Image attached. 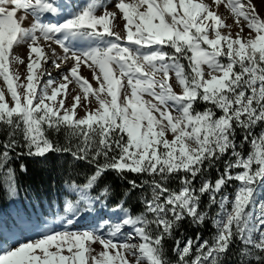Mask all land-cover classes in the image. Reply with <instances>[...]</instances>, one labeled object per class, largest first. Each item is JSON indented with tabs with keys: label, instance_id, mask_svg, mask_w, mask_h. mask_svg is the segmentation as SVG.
<instances>
[{
	"label": "snow or ice",
	"instance_id": "obj_1",
	"mask_svg": "<svg viewBox=\"0 0 264 264\" xmlns=\"http://www.w3.org/2000/svg\"><path fill=\"white\" fill-rule=\"evenodd\" d=\"M49 154H68L93 171L83 184L67 183L75 198L61 205L66 227L26 240L5 238L0 228V264H225L233 254L239 264H264L257 3L0 0V172L8 198L19 195L12 161ZM109 171L130 185L126 196L148 192L142 212L121 201L112 211L123 216L113 222L97 207L112 195L100 186ZM92 214V226L76 228ZM185 221L210 222L215 231L185 240Z\"/></svg>",
	"mask_w": 264,
	"mask_h": 264
},
{
	"label": "trees",
	"instance_id": "obj_2",
	"mask_svg": "<svg viewBox=\"0 0 264 264\" xmlns=\"http://www.w3.org/2000/svg\"><path fill=\"white\" fill-rule=\"evenodd\" d=\"M198 107L202 110L204 105L200 104ZM60 139L63 142V135L60 136ZM21 163L27 165V172L20 171ZM11 166L15 169L16 180L21 194L46 201L53 198L54 189L63 188L68 182L73 180L78 184H83L86 182V177L93 171L91 165L82 161H76L68 154H49L47 159L23 157L19 160L14 159ZM210 175L213 179L216 178L215 169L211 170ZM128 179H137V177L129 174ZM6 180V173L0 172V199L6 196ZM105 184L110 185L113 192L107 200L103 201L100 207L112 210L118 203L123 201L125 207L134 215L144 210L143 198L145 195H148L146 190L137 189L126 196L125 193L130 188V185L111 171L105 173L100 181L101 187ZM228 191L231 192L232 189L229 188ZM92 194L98 195L99 192L94 190ZM181 230L184 233L185 240L188 236L195 238L197 232L202 234V238H208L214 232L210 222L203 227H193L189 222L185 221L182 224ZM176 235L179 236L180 233L177 232ZM173 246V240L166 241L168 256L174 260L176 257L171 251Z\"/></svg>",
	"mask_w": 264,
	"mask_h": 264
},
{
	"label": "rangeland",
	"instance_id": "obj_3",
	"mask_svg": "<svg viewBox=\"0 0 264 264\" xmlns=\"http://www.w3.org/2000/svg\"><path fill=\"white\" fill-rule=\"evenodd\" d=\"M73 2L82 5L83 3H85V0H73ZM110 3H114V0H110ZM258 11H260L259 8ZM261 14L263 13L261 12ZM49 18L52 22H55V20H52L53 17ZM230 22L232 23L233 21L231 20ZM79 43L82 47L80 46V48L78 49L87 47L86 41H79ZM171 186L175 188L177 187V184L173 183ZM53 191V198L49 201L40 200L36 197L27 195L23 196L20 191L18 197H16L15 199H10L5 194L6 196L0 199V228H2L5 238L9 237L10 233L14 232L18 233L22 239L24 236L29 237L30 233L32 234L34 232L41 231L43 228H46L49 223L54 224L55 230H61L63 227H65L62 220L64 212L62 211L61 205L64 203L65 199H74L75 194L69 193L67 185L63 188H56ZM97 207L100 208L107 217L109 211L106 208L103 209L102 207H100V205H97ZM215 210L216 209H214L213 211ZM113 213L114 215L123 216L122 212ZM18 216H22L27 223L18 226L16 223ZM96 219L98 218L95 217V214L87 215L83 219L79 220L76 228L83 230L89 226H92L96 222ZM112 221L117 222V220L115 219H113ZM24 226H29L31 229L26 232L23 228ZM128 230L129 229H125V231ZM36 237L37 236H35L34 238ZM237 251L238 249H232L233 253H236ZM235 261L236 263H234ZM225 264H239V261L237 260L236 255L233 254L229 256Z\"/></svg>",
	"mask_w": 264,
	"mask_h": 264
},
{
	"label": "bare ground",
	"instance_id": "obj_4",
	"mask_svg": "<svg viewBox=\"0 0 264 264\" xmlns=\"http://www.w3.org/2000/svg\"><path fill=\"white\" fill-rule=\"evenodd\" d=\"M255 1V3H257V5H258V8H259V10L264 14V5H260V3H259V0H254ZM221 12H225L226 10L223 8V6H221ZM56 18L55 17H53L52 18V20H55ZM49 20H50V18H49ZM231 21V19H229L227 22L228 23H231L230 22ZM233 30H235V29H233ZM74 46L76 47V48H80V46H81V44L79 43V41H74ZM86 46V45H85ZM82 47V46H81ZM17 51L19 52V54L20 55H26V53H27V49H26V47H24V46H21L19 49H17ZM64 70L63 69H61V72H63ZM81 72H82V75H84V76H86V77H89V78H91V72L89 71V70H87V69H81ZM53 75L54 76H56L57 78H58V73H56V72H53ZM71 87V86H70ZM81 115H83V113H80ZM107 217L108 218H111L112 220L113 219H115V220H117V222H118V220H119V218L121 217V216H119V215H114V213L112 212V211H109L108 212V214H107ZM24 229H25V231L27 232V231H29L31 228L29 227V226H24L23 227ZM49 229H54V224L53 223H49L48 225H47V227L46 228H43L41 231H46V230H49ZM40 232V231H39ZM39 232H34V233H30L29 234V237L28 236H24L23 237V239L21 238V236H19V234L18 233H16V232H14L15 233V238L16 239H18V240H26V239H31V238H34L35 236H37V234L39 233ZM12 233H10V235H11Z\"/></svg>",
	"mask_w": 264,
	"mask_h": 264
}]
</instances>
